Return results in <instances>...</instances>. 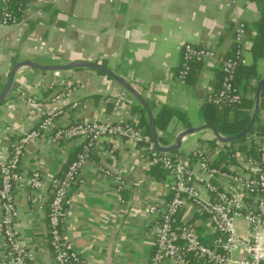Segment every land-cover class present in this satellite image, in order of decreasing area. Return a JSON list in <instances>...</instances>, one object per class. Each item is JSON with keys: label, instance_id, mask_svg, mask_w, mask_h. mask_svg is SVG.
Returning a JSON list of instances; mask_svg holds the SVG:
<instances>
[{"label": "crops", "instance_id": "crops-1", "mask_svg": "<svg viewBox=\"0 0 264 264\" xmlns=\"http://www.w3.org/2000/svg\"><path fill=\"white\" fill-rule=\"evenodd\" d=\"M23 1L22 24L0 29V91L13 67L23 61L45 65L85 60L101 64L139 91L154 118L169 110L186 115L187 122L174 115L166 131H158L159 137L168 141L166 146L172 145L184 129L207 125L202 105L218 90L221 78L219 61L206 60L197 65L185 84L181 83L178 75L184 46L192 44L214 49L219 55L229 54L234 46V19L238 18L247 24V45L251 47L255 24L264 16L257 0H240L235 5L230 0ZM70 84L73 94L53 103L51 98ZM121 90L111 78L87 69L52 73L21 69L0 108V158H8L14 141L37 122L27 113L25 96L37 98L48 113L62 111L58 115L60 125L79 120L123 122L137 118L147 133L142 124L146 112L130 93L132 103L116 109L115 95ZM75 102L81 106L72 108ZM258 116L256 125L262 131L264 111ZM175 121L179 124L171 131ZM193 136V140L189 136L183 141L178 153L209 146L220 150L221 160L225 161L226 150H240L239 145L220 143L211 131ZM81 150L80 141L53 145L41 138L25 152L21 171L29 175L41 169L46 175H61ZM147 156L143 147L126 140L104 138L96 144L93 161L114 175L121 172L127 188L118 195L114 179L92 166L83 171L63 233L84 264H151L154 226L146 214L147 207L154 201L168 200L170 194L165 195L162 189L168 182L166 173L152 167ZM50 191L46 188L41 196L43 208L28 201L27 185L21 184L15 192L21 213L19 228L30 244L31 264H54L47 219ZM241 226L242 234H247L243 223ZM198 232H205L204 227ZM1 240L0 229V246Z\"/></svg>", "mask_w": 264, "mask_h": 264}, {"label": "built area", "instance_id": "built-area-1", "mask_svg": "<svg viewBox=\"0 0 264 264\" xmlns=\"http://www.w3.org/2000/svg\"><path fill=\"white\" fill-rule=\"evenodd\" d=\"M230 1L235 5L240 0ZM15 4L16 0H0V29L22 24L25 5L20 4L15 13L12 10ZM247 43V24L236 18V48L231 57L219 55L208 47L186 44L179 81L187 82L193 63L219 61L222 84L207 102L220 109H238L243 103V95L236 90L234 80L238 67L248 65L247 56H252ZM73 92L72 85H67L51 100L61 102ZM115 97L116 109L126 102L132 103L125 90ZM24 104L27 113L34 115L37 122L14 141L8 158H0V264H31L33 261L30 244L19 228L21 213L15 192L21 184L30 189L28 201L39 208H43L40 201L44 190L51 188L47 219L54 264H84L63 233L73 193L83 171L92 166L114 179L118 195L127 188L121 172L114 175L93 161L94 148L104 138L126 140L143 147L152 167L167 175L168 182L162 189L165 195L170 194V198L154 201L146 212L154 226L155 253L151 264H264V130L261 131L256 123L255 131L246 138L247 150H226V160L222 161L221 151L209 146H197L186 154L160 152L152 135L140 127L137 118L123 122L79 120L60 125L58 115L62 111L48 113L32 96H25ZM79 106L81 103L75 102L72 108ZM261 110L264 111V94ZM41 138H47L53 145L80 141L82 150L61 175H46L41 169L26 175L21 171L22 158ZM241 223L247 234H242ZM201 227L205 232H198Z\"/></svg>", "mask_w": 264, "mask_h": 264}, {"label": "trees", "instance_id": "trees-1", "mask_svg": "<svg viewBox=\"0 0 264 264\" xmlns=\"http://www.w3.org/2000/svg\"><path fill=\"white\" fill-rule=\"evenodd\" d=\"M259 4L262 6V10L264 12V0H257ZM24 4L23 0H16V4L12 6V10L17 13L18 12V6ZM18 16H21L20 13ZM248 28V27H247ZM256 28V35L252 37L251 39V53H252V61L249 65H240L236 71V76L234 80V86L236 90L243 95V103L241 107H239L236 110H227V109H220L212 104H209L208 102H204L202 105V112L204 115L205 122L208 126H212L216 128L219 133L223 136L229 137L236 135L240 132H242L250 123L251 116H252V110L255 106V98L257 94V87L262 79V74H260L258 69V63L262 60H264V16H262L259 21L255 24ZM235 45L233 46L232 50L229 54L225 55L224 57H231L235 52ZM183 53V52H182ZM183 59V57H182ZM201 62H195L192 64V71L189 75L191 77L192 73L197 68V65L199 66ZM181 70V69H180ZM188 77V79H189ZM222 72H221V78L219 81V88L222 84ZM187 79V81H188ZM255 80V81H253ZM217 90V91H218ZM249 96L247 97L246 95ZM264 94V89L263 93ZM142 110V109H141ZM152 110V109H151ZM144 113V111L142 110ZM145 114V113H144ZM177 116L181 120L187 122V117L185 114L178 112L176 110H169L168 112L162 113V115L155 117V123L158 131H166L167 125L169 122V119L171 116ZM259 117V116H258ZM258 117L257 120L258 121ZM143 125L147 128V133H150L148 120L146 115H144ZM255 127L251 129V131L244 136L242 139L234 142L232 145H239V149L242 151H246V145L245 141L246 138L255 131ZM160 143L164 146L168 145V141L163 137L160 136ZM226 146V145H225Z\"/></svg>", "mask_w": 264, "mask_h": 264}, {"label": "water", "instance_id": "water-1", "mask_svg": "<svg viewBox=\"0 0 264 264\" xmlns=\"http://www.w3.org/2000/svg\"><path fill=\"white\" fill-rule=\"evenodd\" d=\"M23 68H30V69L38 70L41 72H47V73L87 69V70H91L97 73H102L106 75L107 77L111 78L120 87H122V89L130 93V95H132L136 99V101L140 104V106L146 112V115L148 117V122H149L150 133L153 137V140H154V143L157 149L160 152H178L182 148L183 141L185 140V138L189 136H193L201 132H204V131H211L214 137L216 138V140L222 144H230V143H233V142H236L242 139L244 136H246L251 131V129L254 127L256 123L257 117L261 111V99H262V93L264 89V76H263L257 87L255 106L252 112L250 123L242 132L236 135H233V136L226 137V136L221 135L219 131L212 126L202 125L200 127H190V128H187L181 131L176 136L175 142L172 145L164 146L160 143L159 132L156 127L153 112L150 106L148 105V103L143 98V96L139 93V91H137L121 75L114 72L110 68L104 67L101 64L93 63L90 61L78 60V61H73L67 64H45V65L36 63L34 61H23V62L17 63L13 67L10 77L8 78V80L4 84V87L0 91V108L7 100L8 95L14 86L17 74Z\"/></svg>", "mask_w": 264, "mask_h": 264}, {"label": "rangeland", "instance_id": "rangeland-1", "mask_svg": "<svg viewBox=\"0 0 264 264\" xmlns=\"http://www.w3.org/2000/svg\"><path fill=\"white\" fill-rule=\"evenodd\" d=\"M250 58L252 59V56ZM258 69H259L260 74H262V76H264V60H262L258 63ZM177 124H179V123L176 121L172 122L170 130L175 131L177 129V127H176ZM193 139H194V136H191V140H193ZM185 145H187V144H185Z\"/></svg>", "mask_w": 264, "mask_h": 264}]
</instances>
